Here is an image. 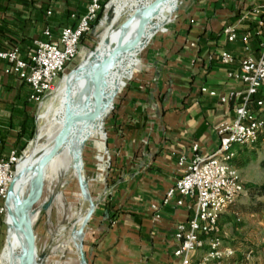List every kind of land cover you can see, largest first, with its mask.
<instances>
[{"label":"crops","instance_id":"1","mask_svg":"<svg viewBox=\"0 0 264 264\" xmlns=\"http://www.w3.org/2000/svg\"><path fill=\"white\" fill-rule=\"evenodd\" d=\"M260 4L264 0H184L166 31L146 46L142 68L110 120L108 152L114 159L104 182L98 181L99 205L85 229L88 264H179L175 232L193 216L194 202L187 197L179 205V195L168 205L162 201L179 178L180 156L190 158L194 144L200 155L215 152L216 127L235 118L232 105L201 88L241 87L228 79L219 57L227 50L240 58L244 46L240 38L229 42L223 30L235 25L240 36L251 32L258 55L261 38L251 10ZM43 5L48 7L42 14ZM87 5L88 0H0V51L18 43L28 57L36 39L48 40L45 28L58 38L63 27L77 24ZM7 65L0 59V158L20 152L28 140L23 124L32 117L37 123L29 84L6 73ZM153 204L161 207L158 221ZM203 251L196 253V263Z\"/></svg>","mask_w":264,"mask_h":264},{"label":"built area","instance_id":"2","mask_svg":"<svg viewBox=\"0 0 264 264\" xmlns=\"http://www.w3.org/2000/svg\"><path fill=\"white\" fill-rule=\"evenodd\" d=\"M101 8L102 0H88L85 14L76 25L63 27L58 38L53 37L49 27L45 28L43 34L48 40L36 39L35 47L26 59L19 45L0 51V59L8 64L5 72L29 84V100L38 108L54 90L58 76L65 72L78 55L81 38L92 29ZM50 14L51 11H48L47 15ZM251 15L257 18L255 33L261 38L259 54L252 52L251 32L240 36L238 27L229 25L223 33L229 42L240 38L245 55L237 58L223 50L219 57L220 63L227 68L228 79L241 87H232L226 92L201 88L202 92L217 97L221 104L232 105L235 118L216 127L220 144L215 152L200 155L198 144H194L190 158L186 154L180 156L179 178L162 201V205H168L179 195V205L187 197L194 202L193 216L179 224L175 232L178 248L174 255L180 260L179 264H197L195 256L199 250L204 251L198 264H232L230 260L237 252L235 248L225 245L216 234L221 215L236 203L244 191L240 174L234 165L239 154L236 146L252 147L264 139V4L255 6ZM71 17L77 18L76 14ZM26 152L13 149L7 157L0 158V199L6 200L10 184ZM4 209L5 206H0V214L4 213ZM152 209L155 212L153 220H160L161 207L153 204ZM244 255L250 259L252 251Z\"/></svg>","mask_w":264,"mask_h":264},{"label":"rangeland","instance_id":"3","mask_svg":"<svg viewBox=\"0 0 264 264\" xmlns=\"http://www.w3.org/2000/svg\"><path fill=\"white\" fill-rule=\"evenodd\" d=\"M127 2L128 0L105 1L102 17L84 35L79 45L78 55L69 64L65 72L58 76L55 81L54 90L48 94L42 106L36 111L37 136L31 142L32 144L30 143V154L27 158L33 154L45 139L42 134L50 126L52 117H42V114L47 110V105L54 101V96L63 78L77 67L82 60H98L101 58L102 54L98 51L97 54H94V51L96 48L99 50V47L105 49L113 42L117 30L129 18L130 10ZM172 4H174V0H171L169 7ZM181 7L182 4L174 8L172 12L170 9H167L165 14H171L174 17ZM169 25V22L166 23L165 27L157 33L165 32ZM106 42L110 44L106 46ZM145 48L132 61L128 69L127 67L123 68L122 72L128 73V78L124 80L116 94L108 93L111 82L107 80L105 90L108 97L111 100L115 97L113 108L104 119L103 131L105 139L89 137L85 144L83 151V173L90 180V190L96 201H100V196L97 194L98 181H103L104 176L108 175L114 159L108 152L110 120L114 115L116 104L122 94L134 81L142 68V58L146 50ZM57 105H59V102H57ZM236 149L239 150V154L235 158L234 165L240 174L244 191L236 203L221 215L219 231L216 236L225 245L236 249L235 256L230 260L232 264H264V195H259L255 188L252 189L253 187L264 185V139L260 140L255 146L242 147L237 145ZM28 188H30L29 185H27V188L23 192L24 199L27 198ZM51 197L53 201L49 208L43 210L41 208L42 204ZM87 209L88 203L81 198L76 173L73 168L67 173L65 167L59 168L55 173V178L50 179V177H47L43 179L41 189L32 208L36 215L33 230L36 235L37 253L38 256L45 254L43 264H79V255L76 248L70 242L71 230L77 216L80 213L84 214ZM6 237L7 225L5 223L4 211L0 217V255L6 243ZM249 251H252V256L250 259H246L244 254Z\"/></svg>","mask_w":264,"mask_h":264},{"label":"bare ground","instance_id":"4","mask_svg":"<svg viewBox=\"0 0 264 264\" xmlns=\"http://www.w3.org/2000/svg\"><path fill=\"white\" fill-rule=\"evenodd\" d=\"M153 1L154 0H128L127 6L130 10L129 18H133L131 22L126 26H124V23L121 24L120 28L117 30L116 37L113 42L111 44L109 42H106V46L110 44L107 48L103 49L99 47V50H97V48L95 49L94 54H97V51L102 54L100 59L82 60L77 67H75L69 74H67L63 78V81L54 96V101L47 105V110L42 114V117L51 116L52 122L42 134L45 139L29 158L27 157L30 154V150L26 149V156L21 162L17 172L20 175L17 177L13 190L4 209L5 223L7 225V237L3 252L0 255L1 264H26V255L28 253L29 244L25 237L23 209L15 200L16 195L20 196L21 200L23 201L29 199L30 202L27 205V211H32L33 205L41 189V184L44 178H55L56 171H58L59 168L62 167H65L66 173L72 168L73 170H75L71 156L72 144L75 141L79 131L85 126V118L94 109L95 87L93 75L95 73L97 63L101 59L107 57L116 47L128 44L136 37L139 25V10L149 5ZM170 3L171 0L162 3L158 7L154 20L149 24L147 30V41H151L156 31L159 32L160 29L165 27L166 23L172 20L173 17L171 14H165L166 10L170 9V11L172 12L174 8L179 7L183 3V0H174V4H172L173 6L171 5V7H169ZM141 50L142 48L135 51L125 53L122 52L118 56L115 68L111 71L110 75L105 80V89L107 86V80L111 82V87L109 88L108 93L116 94L117 90L121 87L124 80H127L128 73H123V68L127 67L128 69L132 61L138 57ZM57 102H59V105H57ZM112 108L113 101L111 102L106 112L102 115L101 119L98 122H95L88 129L89 137H99L102 140L105 139L103 131L104 119L108 116V113ZM70 119L73 122L72 136L70 140L62 147L59 154L48 165L45 170V175H39L25 184V181L23 180L31 171H33L36 165L52 149L58 135L61 133ZM22 185L23 188L19 193L18 188ZM27 185H29L30 188H28L29 192L27 198L24 199L23 192L25 188H27ZM84 215L85 213H80L77 216L73 226H79ZM31 218L34 222L36 215L32 216L31 214ZM70 242L75 247L74 239L72 237L70 238Z\"/></svg>","mask_w":264,"mask_h":264},{"label":"water","instance_id":"5","mask_svg":"<svg viewBox=\"0 0 264 264\" xmlns=\"http://www.w3.org/2000/svg\"><path fill=\"white\" fill-rule=\"evenodd\" d=\"M170 0H154L149 5L143 7L139 10V25H138V32L136 37L128 44L116 47L107 57L101 59L97 63V67L95 73L93 75L94 81V98H95V105L93 111L85 118L86 124L85 126L79 131L78 135L76 136L75 141L72 144L71 149V156L73 161V166L76 172V178L79 186L80 193L82 198L85 202L88 203V209L85 212V215L81 221L79 226H73L71 230V237L74 239V244L79 255V264H88L87 254L85 251V235H86V227L89 224L90 220L92 219L93 215L95 214L99 202L96 201L91 193L90 190V180L85 176L84 172V160H83V151L85 148L86 141L89 139L88 129L95 123L98 122L102 115L106 112L109 108L111 100L108 97L107 91L105 90V80L110 75L111 71L115 68V64L117 61L118 56L123 52H130L135 51L140 48L142 50L147 46L150 41H147V30L149 24L153 22L154 17L157 13L158 7ZM184 1V0H183ZM108 7V5H107ZM133 18L130 17L124 22V26L128 25ZM157 34V31L155 35ZM154 35V36H155ZM141 50V51H142ZM140 51V52H141ZM72 125L73 122L71 119L63 128L61 133L58 135L54 146L52 149L46 154V156L36 165V167L31 171L27 177L23 180L26 184L27 182L31 181L33 178L39 175H45V170L48 165L52 162V160L59 154L62 147L70 140L72 136ZM20 174H16L13 178L10 187L8 196L5 200L4 206H6L9 196L13 190L17 177ZM23 188V185L18 188V192L20 193ZM43 188V186H42ZM42 192V191H41ZM41 195V194H40ZM15 200L19 203L21 208L23 209V221L25 226V237L29 244L28 253L26 255V264H43L45 259V254L38 256L37 253V246H36V235L33 230V220L31 218L35 215L33 210L27 211V205L30 202L29 199L23 201L21 200L20 196L16 195ZM53 198H49L46 202L42 204V209L47 210L52 203ZM31 207V206H30ZM31 209V208H30Z\"/></svg>","mask_w":264,"mask_h":264},{"label":"trees","instance_id":"6","mask_svg":"<svg viewBox=\"0 0 264 264\" xmlns=\"http://www.w3.org/2000/svg\"><path fill=\"white\" fill-rule=\"evenodd\" d=\"M105 1L106 0H102L101 11L98 14L97 20L92 24V27H94L97 24V22L100 20V18L102 17ZM47 7H48L47 5H43L40 13L43 14V11H46ZM84 35L82 36V38L84 37ZM82 38H81V40H82ZM13 45H19V44L18 43H13L12 46ZM23 57L25 59L27 58V56H23ZM34 105H35V112H36L37 109H38V106L36 104H34ZM23 132L28 137V140L22 142L21 147H20V152L26 148V146L28 145L30 139H33V138H35L37 136V123H36L34 117H32L27 123L23 124ZM254 188L257 190V193L259 195H264V185H261V186H258V187H253L252 189H254ZM4 204H5V200L4 199H0V206H4ZM261 205H263V203H261ZM1 215L2 214H0V217H1Z\"/></svg>","mask_w":264,"mask_h":264}]
</instances>
